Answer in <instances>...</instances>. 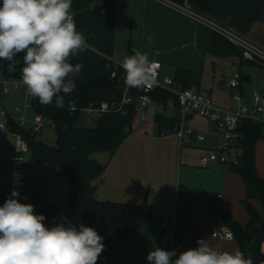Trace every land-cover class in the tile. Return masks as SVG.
<instances>
[{
	"label": "crops",
	"instance_id": "obj_1",
	"mask_svg": "<svg viewBox=\"0 0 264 264\" xmlns=\"http://www.w3.org/2000/svg\"><path fill=\"white\" fill-rule=\"evenodd\" d=\"M156 3L153 0H72L70 11L74 13L77 31L84 35L87 42V47L80 51L78 56L69 59L73 66L76 63L83 65L81 73L75 80L87 84L97 76L108 77V62L123 61L126 56L134 54L133 49L142 53L147 52L149 60H160L162 75H168L169 72L173 75L178 67L194 71L206 60V54L214 55L208 49L211 37L209 28ZM180 3L193 7L189 0H181ZM201 12L234 28L228 16L217 18L205 11ZM156 31L159 33L157 39L163 41L169 48L166 47L167 49L162 51L157 47L153 50L150 47L144 48L145 39L153 36ZM242 34L264 49V19H255ZM232 57L238 59L237 56ZM261 74L262 67L259 66L257 82L246 73L242 75L239 87L228 84L231 97L235 94L234 88H238L247 96L253 88L259 87L262 82ZM244 76L246 80H243ZM232 99L235 100L233 97ZM213 102L221 107L230 108L214 100ZM237 102L241 103L238 107L242 105V101ZM45 121L51 125L49 120ZM211 128L212 125L209 127L211 137L195 143L193 147L206 151L215 146L219 138L211 132ZM141 130L144 132L139 129L131 132L111 157L106 151L92 154L96 160L106 162L103 171L94 180L97 199L138 203L146 196L152 206V216L140 222L138 232L128 242L117 246L118 253L127 264L138 263L147 251L158 246L162 216H174L178 229L192 233L188 250L197 243L202 226L194 220L202 212L198 201L201 193L188 186L185 180L184 173L191 166L182 163L184 144L174 134L165 136H158L153 132L149 134L145 126L141 127ZM11 133L0 131V187L3 183H9L12 178L14 155L20 144L17 135ZM204 166L214 168L221 175L222 188L228 195L227 199L230 196L237 199L238 196L245 194L242 178L231 170L230 163L211 162ZM52 173H57L55 168L51 172V176L55 177ZM56 181L57 188L54 185L34 187L46 191L58 205L66 206L68 200L65 203L62 182ZM218 194L220 193L216 195ZM261 249L264 252V240ZM260 264H264V261Z\"/></svg>",
	"mask_w": 264,
	"mask_h": 264
},
{
	"label": "trees",
	"instance_id": "obj_2",
	"mask_svg": "<svg viewBox=\"0 0 264 264\" xmlns=\"http://www.w3.org/2000/svg\"><path fill=\"white\" fill-rule=\"evenodd\" d=\"M189 1L195 9L217 18L228 16L230 24L241 33L246 32L255 19H264V0ZM208 30L211 33L208 47L210 53L220 56L234 55L238 57L239 63L252 64L244 59L239 50L227 39L215 31ZM22 57L23 53L17 55L16 59L21 63L12 72L8 71V61L0 59L2 75H19L23 66ZM173 77L183 86H191L194 85L197 74L189 68L178 67ZM75 83V91L64 96L62 109H57L51 104L42 106L38 98L30 96L35 114L49 120L54 127L55 145L45 144L36 138V133L30 128L19 124L13 118H8L10 130L19 135L24 146L29 149L31 162L39 160L48 163L65 178L68 185V203L66 206L58 205L46 191L34 186L24 190V196L18 197V200L20 203L32 204L35 214H43L46 219L42 223L47 228L58 223L65 225L76 223L93 227L104 237L105 245L97 264H118V260L122 258L117 246L128 242L138 232L140 222L152 216V206L146 196L138 203L97 199L94 180L101 174L106 162L96 160L92 154L106 151L111 157L131 133L132 124L137 118L134 106H130L125 114L106 112L96 116V123L93 126L77 125L76 121L82 114L69 111L71 100L79 106L92 101L111 100L118 96L119 89L109 75L97 76L87 84L76 80ZM172 96L164 89H157L153 94L159 103H165ZM153 121L158 127V133L165 128L174 127L177 123L176 116L165 111L156 112ZM238 130L242 134L238 142L240 152L237 162L230 164V168L241 176L244 183L245 196L242 201L248 213V221L242 225L228 216H223V219L225 226L231 229L240 250L245 252L246 256H250L254 264H260L264 261V252L261 249L264 240V178L258 173L256 166V141L263 136V132L260 124L250 120L242 122ZM8 197L9 195L0 188V206ZM252 198L260 200L262 210L250 203ZM149 252L147 251L136 264H149L146 259Z\"/></svg>",
	"mask_w": 264,
	"mask_h": 264
},
{
	"label": "clouds",
	"instance_id": "obj_3",
	"mask_svg": "<svg viewBox=\"0 0 264 264\" xmlns=\"http://www.w3.org/2000/svg\"><path fill=\"white\" fill-rule=\"evenodd\" d=\"M72 0H2L0 2V59L8 71L21 63V80L27 95L42 106L64 107V96L76 89L75 78L82 64L70 57L87 47L77 31ZM121 62L128 88L144 89L157 84V73L147 52L133 49ZM63 94V95H62ZM19 192L0 206V264H97L105 249L104 237L93 227L64 223L47 228L46 217L35 214L32 204L20 203ZM198 247L181 252L154 247L146 257L149 264H254L250 256L236 249L223 251L199 239Z\"/></svg>",
	"mask_w": 264,
	"mask_h": 264
},
{
	"label": "built area",
	"instance_id": "obj_4",
	"mask_svg": "<svg viewBox=\"0 0 264 264\" xmlns=\"http://www.w3.org/2000/svg\"><path fill=\"white\" fill-rule=\"evenodd\" d=\"M153 1L170 11H175L189 17L227 39L240 51L244 59L262 67L261 85L253 88L247 96H244L241 91L233 94L232 97L237 101H242V105L237 109H230L215 104L207 89L197 85L183 86L173 75H162V64L160 60H150L153 62V71L157 73V84L144 89L126 87L124 84L125 71L120 66L122 61H109V77L117 83L119 89L118 96L111 100H102L100 102L92 101L84 106H79L75 101L71 100L68 107L69 111L71 113L79 112L82 115L94 114L99 116L106 112L125 114L130 106H134L135 116L138 121L146 123L152 120V132L155 135L159 131L153 121L155 113L161 111L169 112L176 116L177 123L172 128L163 129L158 133V136L174 134L183 144H188L191 141L202 142L205 139V134L194 128L192 124V117L198 115L212 124L211 132L219 138L215 146L208 148L199 156V164L202 166L208 165L211 162L235 164L240 152L238 142L242 137L238 127L242 122L250 120L260 124L264 136V49L231 26L189 5L177 3L175 0ZM21 84V73L17 76H12L2 75L0 72L1 94H8L12 90H17ZM228 84L232 87H239L241 84L240 76H235L228 81ZM157 89L167 90L173 96L167 99L165 103H159L153 97ZM29 105L32 106L31 103ZM13 110L19 113V115L14 116L4 104L0 103L1 132H12L8 124V118L15 119L21 125L27 123L28 117L23 111L22 106L15 104ZM38 118L40 121L32 125L33 130H37L44 125V119L39 116ZM17 137L19 138L20 144L14 155L12 178L9 183H3L0 188L9 196L13 189H15L19 192V197H23L24 190L20 186L19 172L25 165L23 156V148L25 146L20 136L17 135ZM217 196H220V194ZM175 222V217L171 215H164L160 218V235L157 246L166 251L176 250L177 256L173 257V260L178 258L181 252L188 250V245L193 237L190 231L178 229ZM212 235L220 239L233 238L231 229L226 226L223 228L214 227L212 229Z\"/></svg>",
	"mask_w": 264,
	"mask_h": 264
},
{
	"label": "rangeland",
	"instance_id": "obj_5",
	"mask_svg": "<svg viewBox=\"0 0 264 264\" xmlns=\"http://www.w3.org/2000/svg\"><path fill=\"white\" fill-rule=\"evenodd\" d=\"M175 1L180 3L178 0ZM158 35L159 33L156 31L153 36L147 37V39L144 41V48L146 49L150 47L153 50L157 47L159 51L165 49L167 44L157 39ZM206 57L207 58L204 62H202V65L198 66L194 70V72L197 74L194 85L210 91L211 97L215 102L223 106L230 107L231 109H237L238 105L241 103H238L232 99L231 94L229 93L228 81H230L235 76H240L242 79V75L247 73L254 78L253 81L257 82L259 77V66L251 63H239V60L232 56H212L210 54H206ZM170 74L171 72L168 73V75ZM242 82L244 83V81ZM233 92L239 93L238 88H234ZM0 103L4 104L5 107L12 114H14V116L19 115V113L13 110L15 104L22 106L23 111L28 116L27 123L24 126L34 131V133H36L37 139L44 142L45 144H56V131L54 127L47 121L43 120L44 125H42L37 130L32 129V125H35L38 121H40V119L33 111V107L29 105L30 96L27 95L26 87L23 83L20 85L19 89L12 90L8 94L0 93ZM29 123L31 125H29ZM95 123L96 115L94 114H83L76 121V124L80 126H93ZM192 124L194 128L202 131L205 134L206 140L211 137V133H209V127L212 124L209 121L198 115H194L192 118ZM143 126L148 128L149 134L152 132V120H149L146 123H141L140 121L135 120L132 124L131 132L137 129H139L141 132H144L141 130V127ZM7 132L11 133L10 131ZM195 143L198 142L191 141L188 144L183 145L181 158L182 163H186L191 166L190 169L184 173L185 180L188 182V186L201 193V195L198 197V201L202 208V212L201 215L194 218V220L202 225L198 233L197 241L199 239H207L210 246L219 248L223 251L232 252L236 249L240 250L238 242L235 238H232L231 240H224L212 236L211 233L214 227H225L224 219L222 218L223 216H228L242 225L248 221V213L242 201L245 194L238 196L237 199L233 196H230V198L227 199L228 195H226V192L222 188L223 185L221 175L212 167L199 166V156L204 153V150L198 147H193ZM23 156L25 165L19 172L20 186L22 189L25 190L30 185H54L57 188L56 180H61V185L64 188V199L66 203L68 200V194H66L67 184L64 177L57 173H52L55 174V177H52L51 172L54 170V167L48 163L39 160H34L31 162L30 151L27 147L23 148ZM256 166L258 173L264 178V136L259 137L256 141ZM217 193H220L221 197L218 198L216 195ZM250 203L257 209L262 210L261 202L258 198H252ZM72 225H75L78 228L80 224L72 223ZM65 226L67 227L68 225ZM197 247L198 244L196 243L194 246H191L190 249ZM118 264L127 263L120 259V261L118 260Z\"/></svg>",
	"mask_w": 264,
	"mask_h": 264
},
{
	"label": "water",
	"instance_id": "obj_6",
	"mask_svg": "<svg viewBox=\"0 0 264 264\" xmlns=\"http://www.w3.org/2000/svg\"><path fill=\"white\" fill-rule=\"evenodd\" d=\"M243 80H246V77H245V76L243 77ZM188 116H189V115H188Z\"/></svg>",
	"mask_w": 264,
	"mask_h": 264
}]
</instances>
